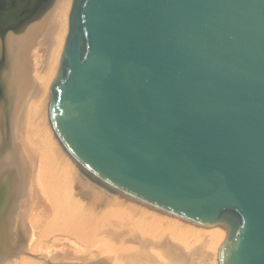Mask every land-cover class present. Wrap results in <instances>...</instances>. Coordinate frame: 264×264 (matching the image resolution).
<instances>
[{
  "label": "water",
  "instance_id": "95a60500",
  "mask_svg": "<svg viewBox=\"0 0 264 264\" xmlns=\"http://www.w3.org/2000/svg\"><path fill=\"white\" fill-rule=\"evenodd\" d=\"M50 117L101 182L227 227L264 264V0H74Z\"/></svg>",
  "mask_w": 264,
  "mask_h": 264
},
{
  "label": "bare ground",
  "instance_id": "6f19581e",
  "mask_svg": "<svg viewBox=\"0 0 264 264\" xmlns=\"http://www.w3.org/2000/svg\"><path fill=\"white\" fill-rule=\"evenodd\" d=\"M73 1L0 0V264H221V223L190 221L93 175L117 199L74 196L88 171L50 117Z\"/></svg>",
  "mask_w": 264,
  "mask_h": 264
},
{
  "label": "rangeland",
  "instance_id": "374dc122",
  "mask_svg": "<svg viewBox=\"0 0 264 264\" xmlns=\"http://www.w3.org/2000/svg\"><path fill=\"white\" fill-rule=\"evenodd\" d=\"M87 173V175L86 174H84V175H82V176H80L76 181V184H75V186L74 187H72V189H74V191H73V194H74V196L76 197V199H78V200H81V201H83V202H86L87 201V199L85 198L86 196H88L90 193H91V191H92V193L93 194H96V196H98L100 199H102L103 198V196L102 195H106L107 196V200H116L117 199V197H115V196H117V195H115V194H113V193H107V190L105 189V187H103L101 184H99V182L97 183V181H95L94 182V180L92 179V178H90V175L92 176V174H90L89 172H86ZM93 177V176H92ZM87 178H88V180H87ZM96 178V177H95ZM91 179H92V181H91ZM99 180V179H98ZM79 182V183H78ZM80 185V187H79V185ZM95 185V186H94ZM83 186V187H82ZM86 187V188H85ZM81 188H82V190L83 189H85V191H83V192H85V193H83L82 192V190H81ZM89 190H88V189ZM81 190V191H80ZM89 191V192H88ZM77 192H78V194H77ZM81 192V193H80ZM91 193V194H92ZM79 196V197H78ZM114 196V197H113ZM78 197V198H77ZM104 199V198H103ZM102 199V200H103ZM163 234V233H162ZM164 235V234H163ZM164 236H166V235H164Z\"/></svg>",
  "mask_w": 264,
  "mask_h": 264
}]
</instances>
